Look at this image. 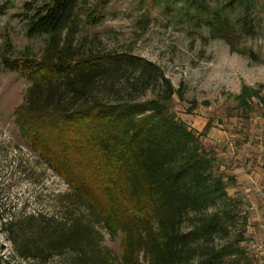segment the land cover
Wrapping results in <instances>:
<instances>
[{
  "label": "trees",
  "instance_id": "trees-1",
  "mask_svg": "<svg viewBox=\"0 0 264 264\" xmlns=\"http://www.w3.org/2000/svg\"><path fill=\"white\" fill-rule=\"evenodd\" d=\"M81 1L26 3L28 35H46L47 47L38 59L4 60L31 82L16 110L22 136L69 185L74 206L64 215L29 213L3 222L14 259L0 255V264H23L16 258L49 264L61 256L67 264H113L96 224L123 235L122 264H253L242 244L246 221L216 157L170 109L180 89L144 57L77 45ZM175 1L187 21L198 20L233 51L236 40L254 33L255 0H229L230 9L240 10L235 21L213 6L217 0ZM96 12L86 14L95 21ZM125 84L162 91L136 100L122 96ZM253 96L264 108L260 90L246 86L238 96L244 110ZM80 207L88 217L74 214Z\"/></svg>",
  "mask_w": 264,
  "mask_h": 264
},
{
  "label": "rangeland",
  "instance_id": "rangeland-1",
  "mask_svg": "<svg viewBox=\"0 0 264 264\" xmlns=\"http://www.w3.org/2000/svg\"><path fill=\"white\" fill-rule=\"evenodd\" d=\"M49 1L0 0V255L6 261L14 259V248L1 230L3 222L29 213L64 215L74 206L69 185L22 136L16 110L24 103L31 82L4 62L42 56L47 36L28 35L26 19L31 12L25 5L41 6ZM228 2L212 4L227 10L235 21L240 10L230 9ZM80 6L77 45L87 51L144 57L180 89L183 96L175 94L170 109L196 131L202 148L216 157L217 171L225 175L228 193L246 221L242 244L253 264H264V108L253 96L251 109L244 110L238 98L246 86L259 89L264 96V0L253 3L254 33L236 40V51L224 40L212 38L198 20L187 21L175 0H111L104 5L101 0H82ZM90 10L97 11L95 21L86 14ZM100 89L101 95L115 96ZM121 89L122 96L136 100L158 97L162 91L159 85L131 89L125 84ZM252 174L260 177L256 190L240 191L247 185L243 175ZM79 213L88 217L90 212L80 207L74 211ZM96 227L111 263L122 264L123 235H113L101 224ZM49 264H67V256L55 257Z\"/></svg>",
  "mask_w": 264,
  "mask_h": 264
},
{
  "label": "crops",
  "instance_id": "crops-1",
  "mask_svg": "<svg viewBox=\"0 0 264 264\" xmlns=\"http://www.w3.org/2000/svg\"><path fill=\"white\" fill-rule=\"evenodd\" d=\"M244 178V180H243V182L245 183V184H247L246 186H242V187H240L239 188V190L240 191H242V189L243 190H251V189H254V190H256V186L255 185H257L258 184V182H259V179H260V177L258 176V175H256V174H252V175H243V177H242V179ZM264 177H262V179H263ZM261 179V180H262ZM264 180V179H263ZM263 180H262V182H263ZM261 182V183H262ZM244 183H243V185H244ZM247 186H249V187H247Z\"/></svg>",
  "mask_w": 264,
  "mask_h": 264
}]
</instances>
